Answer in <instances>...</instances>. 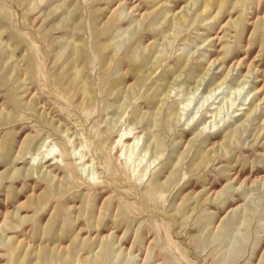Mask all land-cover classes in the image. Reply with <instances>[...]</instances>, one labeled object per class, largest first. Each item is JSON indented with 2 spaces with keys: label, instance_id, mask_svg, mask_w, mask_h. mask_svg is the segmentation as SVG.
<instances>
[{
  "label": "rangeland",
  "instance_id": "rangeland-1",
  "mask_svg": "<svg viewBox=\"0 0 264 264\" xmlns=\"http://www.w3.org/2000/svg\"><path fill=\"white\" fill-rule=\"evenodd\" d=\"M0 264H264V0H0Z\"/></svg>",
  "mask_w": 264,
  "mask_h": 264
},
{
  "label": "bare ground",
  "instance_id": "bare-ground-1",
  "mask_svg": "<svg viewBox=\"0 0 264 264\" xmlns=\"http://www.w3.org/2000/svg\"><path fill=\"white\" fill-rule=\"evenodd\" d=\"M206 71H207V70H206ZM221 84H222V82L219 83V85H221ZM218 87H219V86H218ZM235 115H237V114H235ZM123 138H124L123 140H127V139H128V136H124ZM133 143H134V141H133ZM133 143H132V144H133ZM132 144H131V143H128V146H129V147H132V146L134 145V144H133V145H132ZM135 146H137V145L135 144ZM135 146H134V147H135ZM132 148H133V147H132ZM132 148H131V149H132ZM135 148H136V147H135ZM133 149H134V148H133ZM138 164H139V163H138ZM137 166H138V165H137Z\"/></svg>",
  "mask_w": 264,
  "mask_h": 264
}]
</instances>
